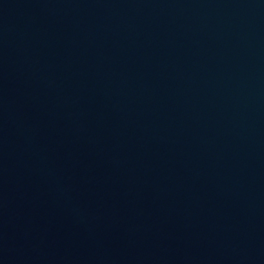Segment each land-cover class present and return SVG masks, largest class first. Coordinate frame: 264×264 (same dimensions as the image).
Instances as JSON below:
<instances>
[{"label":"water","instance_id":"1","mask_svg":"<svg viewBox=\"0 0 264 264\" xmlns=\"http://www.w3.org/2000/svg\"><path fill=\"white\" fill-rule=\"evenodd\" d=\"M0 264H264V0H0Z\"/></svg>","mask_w":264,"mask_h":264}]
</instances>
